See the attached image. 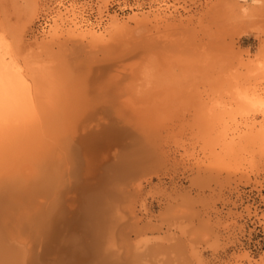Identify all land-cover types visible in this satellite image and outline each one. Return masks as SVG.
I'll list each match as a JSON object with an SVG mask.
<instances>
[{
	"label": "rangeland",
	"instance_id": "obj_1",
	"mask_svg": "<svg viewBox=\"0 0 264 264\" xmlns=\"http://www.w3.org/2000/svg\"><path fill=\"white\" fill-rule=\"evenodd\" d=\"M119 2L125 4L124 11L107 12L109 5ZM238 2L243 5V9L238 6ZM93 5L99 21L102 22L98 26L89 23L84 17L86 10ZM60 6L62 5L56 0H0V84L7 85L4 84L5 81L9 83V88L15 85L14 88L18 89L20 85L19 87L27 89V92L23 91V88L14 89L16 92H13L11 87L12 100L11 97L9 99L10 95L8 98L5 96L11 103L4 102L7 106L11 104L10 111L15 107L12 104H17L18 108L20 101H17L15 93L20 91L18 97L23 100L26 98L24 104L29 107H23L20 102V107L28 110L24 112L23 108H19L22 111L15 108L11 111L12 115H18L20 112L19 115L31 114L50 118L48 111L51 110L50 112H55L51 113L55 116L52 119L55 120L57 116L64 114V120L61 117L57 119L65 121L67 127L61 126L60 129L61 121L54 122L58 125L56 128L60 129L58 132L62 133L58 135V132H54L55 136L62 138L55 139L52 134L55 129L52 126L49 127L54 129H51L50 133L52 138L49 135L50 129L47 126H55L51 120L45 126L49 129V132L45 130L48 134H44L41 129V139H44V144H41L44 147L46 142V146L54 144L56 140L59 144L67 132L70 139L67 138L65 149L61 148L62 144L58 145L59 148L56 144L58 152L53 146L50 149L54 154L50 153L49 149L44 150V153L43 149L40 152L41 144H32L37 142V136L39 141L41 132H33L37 136L34 139L36 141L29 140L34 145L31 146L39 149L40 154L48 153L52 156L49 162L57 165H51V175H47L46 171L49 168V162L45 161L47 157L41 154L42 159L39 153H35L38 151H32L27 139V142L23 143L27 135L22 137V140L12 139L14 145L11 142L9 146L7 144L9 148L16 146L11 152L9 148L8 151L4 146L1 148L0 152L7 151L4 154L10 155L4 157L2 154L3 158L0 153V158L4 160L1 159L2 165L8 164L4 167L0 164L3 167H0V174L10 170L9 164L10 168L13 165L14 171L19 169L18 174L15 171L14 177L12 176L17 179L18 175L16 185L18 187L19 184V189L14 187L16 180L9 178L13 181L9 180L11 182L8 184L9 174L3 175L7 176L5 182L8 183L6 186L1 179L3 183H0V198H6V203H10L6 204V199L1 200L3 203L0 201V230L6 222L12 224L13 219L26 212L32 215L41 210L46 213L49 209L51 212L54 210L56 213L77 217L90 211L92 214L87 218L90 220L100 215L99 221L94 220L93 223L92 220L87 223L86 219L81 223L83 225H78L80 227H75L76 229L62 230L58 233L57 240H41L38 245L40 247L42 244L43 247L39 248L37 245L38 250L34 246L37 248L36 255L39 253L34 264H68L73 253L80 256V261L85 259L84 264H264V0H72L68 7ZM41 17H46L50 23L45 30L38 31L37 21ZM136 21L143 23L138 22L139 25H136ZM125 24L130 31L125 35L128 41L118 34L124 41L122 43L113 31L114 28ZM90 33L92 37L104 35L100 37L104 38V41L109 40L110 34H113L111 37H114L113 42L117 41L115 44H137L134 48L138 53L136 54L133 47V50H130L129 46H125L128 48L125 50L122 46L120 52H117V47L114 49L117 53L113 56L111 53L106 55V49L103 51L101 46L96 47L98 43L89 42ZM77 39L83 42V49L79 48L81 44ZM142 44L145 46H141ZM84 49L86 50L83 51ZM129 53L135 54L131 56ZM74 56L78 57L74 59L77 61L74 63L79 62L77 67L71 60ZM120 57H123L122 60ZM111 59L118 60L119 65L116 64L118 61L112 62ZM147 60L153 63L152 66ZM59 61L64 70L70 69L69 73L67 70V74L59 70ZM80 62L83 66L86 62L91 69L83 66L80 68ZM135 68L143 71L147 69L149 76L147 77L146 73L142 80L140 74L132 72ZM154 68L160 73L157 74L158 77ZM44 69L48 74L53 73L52 77L57 75V81L52 83L50 80L53 78H48L50 82L44 81L43 77H51L43 71ZM38 72L45 74L41 76ZM63 74L72 75L77 81L70 76L67 79L71 83H68V80L66 83L65 78L61 80ZM153 74L157 77L154 79L156 84L151 77ZM13 78L14 85L13 81L11 82ZM78 82L80 85L84 83L80 86ZM146 82H149V86H146ZM84 84L89 87L83 88ZM119 84L120 89L117 88ZM134 84L139 87L136 85L135 88ZM102 86H106V89ZM131 86L134 89H130ZM141 86L147 89L150 87L151 94L143 88L147 93H143V96L146 97L139 96ZM115 87L122 91L126 88L124 92L120 91L125 97H118L121 94L117 95L119 91L117 92ZM135 89L138 90L134 94ZM28 90L30 96H27ZM27 98L31 102L26 101ZM71 102H75L77 107ZM105 103H109V106ZM47 104L53 105L55 109L59 104L61 111L59 108H50ZM66 104L67 106L63 107ZM44 106L48 109L46 113L41 110ZM101 107L103 111L100 110ZM74 123L76 125H73ZM84 127L86 130L82 131ZM31 134L30 132L28 137ZM47 137L55 141L51 142ZM103 137L106 138L105 142ZM16 140L22 141V144ZM65 141L66 139H63V144ZM26 144L28 150L25 149ZM95 147L98 150H95ZM69 148L73 151L76 149V153L71 150L76 154H73V160L67 157V154H72L68 152ZM14 153L16 155H13ZM23 154L25 155L22 156ZM59 154L65 156L66 161ZM34 156L40 157L41 160ZM60 157L61 159H58ZM39 163L41 169L38 168ZM41 171L44 173H39ZM12 172L11 170L10 174ZM52 174L55 177L58 175V181L55 180L57 185L52 181L55 178L48 180ZM35 176L44 182L47 178L46 185L39 183ZM31 205L37 206L38 209L33 211L34 207ZM86 206L88 209H84ZM55 212L52 214H56ZM3 214L4 218L6 217L4 220ZM95 222L98 225H95ZM89 223H93L94 227L92 226L86 235L84 227L89 226ZM98 234L101 235L100 239ZM101 244L104 246H100ZM85 247L88 252L84 250ZM26 254L34 255L31 251Z\"/></svg>",
	"mask_w": 264,
	"mask_h": 264
},
{
	"label": "bare ground",
	"instance_id": "obj_2",
	"mask_svg": "<svg viewBox=\"0 0 264 264\" xmlns=\"http://www.w3.org/2000/svg\"><path fill=\"white\" fill-rule=\"evenodd\" d=\"M238 4H239V2H238ZM256 4H257V3H256ZM236 5H237V4H236ZM244 5H245V4H244ZM238 6H241V7H242L243 5H240V4H239ZM244 8H245V7H244ZM242 9H243V7H242ZM140 20H143V19H140ZM133 21H134V20H133ZM136 22H137L136 25H139V24H138L139 21H136ZM139 23H141V22H139ZM142 23H143V22H142ZM142 23H141V24H142ZM123 24H124V23H123ZM144 24H146V23H144ZM74 25H75V24H74ZM113 26H114V25H113ZM114 27H115V26H114ZM128 28H129V27H128ZM128 28L126 27V24H125V25H121V26H119V27L114 28V31H113V30H112V31H113V33H115L116 35L119 34L121 37L124 36L125 39L123 38V40H126V39H127V38H126V36H127L126 33H129V32H128V30H129ZM126 30H127V31H126ZM129 31H130V30H129ZM239 31H240V30H239ZM122 34H123V35H122ZM88 35L91 36V37H90L91 40H89L90 43H95V44L98 43V44L96 45V47L101 46L102 49H103V51H105L104 49H106V52L104 53V54H106V55H110L109 53H111L112 56H113V54H115V53H117V52H120V49H123L122 46L124 47L125 50L128 49V48L130 47V48H129L130 50H133V49H134V51H135V48H136V46H137V44H134V43H131V45L134 44V45H132V46H130V44H129V45H128L129 47H128L127 45H125V44H122V43H124V41L122 40V38H121L119 35H118V36L120 37V41L122 42V43L120 42V43L122 44L121 46L118 45V43L115 44V42H117V41H114V42H113L114 37H113V38L111 37L113 34H112V35L110 34V38L112 39V42H111V39H110V38H109V40H106V39H105V40L107 41V43H106V41H104V38H100V37H104V35H100V36L97 35L98 37H97V36L92 37V34H91V33L88 34ZM88 35H86V36H88ZM93 35H95V34H93ZM125 35H126V36H125ZM73 37H74V36H73ZM73 37H72V38H73ZM81 37H82V36H81ZM119 37H118V39H119ZM72 38H70V39H72ZM82 38H84V36H83ZM82 38H81V39H82ZM86 38H87V37H86ZM128 38H129V36H128ZM81 39H80V40H81ZM73 40H74V39H73ZM77 40H78V39H77ZM129 40H130V39H129ZM84 41H85V40H84ZM87 41H88V40H87ZM103 41H104V42H103ZM126 41H128V40H126ZM78 42H79V44H81L79 48H80V49H83V48H81V46L83 45V44H82L83 42H82V41L80 42L79 40H78ZM108 42H110V43H108ZM130 42H131V41H130ZM86 43H87V42H86ZM100 43H101V44L103 43V44H102L103 46H102V45H99ZM73 44H75V43H73ZM109 44H111V45L109 46ZM114 44H115L116 46H115ZM106 45H107V46H106ZM113 45H114V47H113ZM45 46H46V45H45ZM74 46H75V45H74ZM74 46H73L72 48H74ZM108 46H109V47H108ZM111 46H112V48H111ZM118 46H119V48H118ZM125 46H127L128 48H125ZM141 46H145V45L142 44ZM47 47H48V46H47ZM76 47H77V45H76ZM82 47H83V46H82ZM116 47H117V48H116ZM132 47H133V49H132ZM134 47H135V48H134ZM177 47H178V46H177ZM77 48H78V47H77ZM77 48H75V50H77ZM79 48H78V49H79ZM84 48H86V46H84ZM115 48L117 49V52L114 51ZM107 49H109L110 51L107 50ZM116 49H115V50H116ZM73 50H74V49H73ZM85 50H86V49H84L83 51H85ZM112 50H113L114 52H113ZM138 50L140 51V49H138ZM78 51H79V50H78ZM81 51H82V50H81ZM107 51H108V52H107ZM136 51H137V49H136ZM136 51H135V52H136ZM70 52H71V56H72L73 51L71 50ZM74 52H75V51H74ZM112 52H113V53H112ZM122 52H123V50H122ZM122 52H121V55H122ZM129 52H130V51H129ZM132 52H133V51H132ZM132 52H131V53H132ZM193 52H194V51H193ZM81 53H82V52H81ZM124 53H125V52H123V54H124ZM137 53H138V52H136V54H137ZM84 54H86V53H84ZM129 54H130V53H129ZM129 54H127V55H129ZM134 54H135V53H133L132 55L130 54V55L133 56ZM87 55H88V54H87ZM192 55H193V54H192ZM52 56H54V55H52ZM71 56H70V57H71ZM116 56H118V54H117ZM68 57H69V56H68ZM68 57H67V58H68ZM70 57H69V58H70ZM84 57H85V59H86V55H85ZM114 57H115V56H114ZM114 57H113V58H114ZM123 57H124V56H123ZM123 57H120V60H122L121 58H123ZM126 57H127V56H126ZM126 57H124V58H126ZM53 58H54V57H53ZM69 58H68V59H69ZM71 58H72V57H71ZM75 58L78 59V57H75V56H74L73 59H71L73 63L76 61V60L74 61ZM88 58H89V56H88ZM117 58H118V57H117ZM56 59H57V58H56ZM79 59H80V58H79ZM109 59H110V58H109ZM118 59H119V58H118ZM51 60H53V59H51ZM58 60H59V59H58ZM71 60H70V61H71ZM87 60H88V59H87ZM111 60H112V59H111ZM113 60H115V59H113ZM113 60H112V62H113ZM68 61H69V60H68ZM80 61H81V60H80ZM84 61H85V60H84ZM84 61H82V62H84ZM88 61H89V60H88ZM115 61H116V60H115ZM117 61H118V60H117ZM117 61H116V62H117ZM147 61H148V60H147ZM110 62H111V61H110ZM148 62H149V61H148ZM152 62H153V61H152ZM70 63H71V62H70ZM73 63H71V64L73 65ZM76 63H77V61H76ZM76 63H74V66H76V65L78 66L79 62H78V64H76ZM114 63H115V62H114ZM119 63H120V62L118 61V63H116V64L119 65ZM122 63H123V62H122ZM150 63H151V62H149L148 64H150ZM59 64H60V65H59V67H60L59 70L64 71L65 74L69 73L70 69L67 68V69L64 70V69L62 68L63 66L61 65L60 61H59ZM71 64H70V65H71ZM80 64H81V62H80ZM86 64H87L86 62L84 63V66L81 64V67H80V68H82V66L85 67V68H86V67H89V65L87 66ZM108 64H109V63H108ZM145 64H147V63H145ZM152 64H153V63H151L150 66H152ZM68 65H69V64H68ZM110 65H111V67L113 66V64H111V63H110ZM117 65H116V66H117ZM120 65H121V64H120ZM61 66H62V67H61ZM77 66H76V67H77ZM79 66H80V65H79ZM141 66H142V65H141ZM144 66H145V65H144ZM148 66H149V65H148ZM153 66H154V65H153ZM65 67H66V66H65ZM65 67H64V68H65ZM109 67H110V66H109ZM121 67H122V66H121ZM142 67H143V66H142ZM142 67H141V68H142ZM71 68H72V67H71ZM80 68H79V69H80ZM85 68H84V69H85ZM89 68L91 69V67H89ZM100 68H101V67H99V69H100ZM107 68H108V67H107ZM144 68H145V67H144ZM147 68H148V67H147ZM57 69H58V68H57ZM73 69H74V68H73ZM84 69H82V70H84ZM90 69H89V70H90ZM113 69H114V66H113ZM136 69H137V68L133 69L132 72H133V73H134V72H137V73H135V74H138V75L140 74V75L142 76V78H141L142 80H143V77H145V76L148 74L147 72H149V71H147V69L145 70L146 72L143 71L142 69H140L141 71H140V70H136ZM150 69L153 70L152 68H150ZM154 69H155V68H154ZM66 70H67V71L69 70V71L67 72ZM82 70H80V71H82ZM86 70H87V69H86ZM102 70H103V69H102ZM135 70H136V71H135ZM43 71L46 72V73L48 74V72L45 71V69H44ZM65 71H66L67 73H66ZM80 71H78V73H79ZM100 71H101V70H100ZM39 72H40V71H39ZM39 72H38V73H39ZM41 72H42V70H41ZM51 72H52V71H51ZM89 72H91V70H90ZM89 72H88V73H89ZM150 72H151V71H150ZM155 72H156V75H157V74H158L157 72H159V71H156V69H155L154 73H155ZM73 73H74V72H73ZM95 73H96V72H95ZM100 73H101V72H100ZM133 73H132V74H133ZM142 73L145 74V75L143 76ZM146 73H147V74H146ZM39 74H41V76H44V75H42V74H45V73H39ZM52 74H53V73H52ZM52 74L49 73L48 75H51V77H50V76L47 77V78L45 77L46 80H45L44 77H43V80H44V81H47V80H48V82L51 81L52 83L56 82L57 80L55 81V79L57 78V77H56L57 75H56V76L53 75V77H52ZM76 74H77V73H76ZM85 74H86V71H85ZM85 74H84V75H85ZM128 74H129V73H128ZM159 74H160V73H159ZM159 74H158V75H159ZM162 74H163V73H162ZM162 74H161V75H162ZM80 75H81V74H80ZM94 75H95V74H94ZM123 75H124V74H123ZM129 75H130V74H129ZM138 75H137V77H140V76H138ZM154 75H155V74H153V75L151 76V77H153V80H154L155 78L157 79V77H158V75H157V77H154ZM13 76L15 77V75H13ZM41 76H40V78L42 79ZM70 76H72V75H70ZM70 76H69V75L65 76V75L63 74V77H62L61 80H63V79L65 78L64 80H65L66 83H67V80H68V83H71V82L69 81V79H67V78H70ZM101 76H102V75H101ZM133 76H134V75H133ZM148 76H149V74L147 75V77H148ZM55 77H56V78H55ZM72 77H73V76H72ZM82 77H83V76H82ZM84 77H85V76H84ZM86 77H88V76H86ZM114 77H115V76H114ZM114 77H113V78H114ZM121 77H122V76H121ZM126 77H127V76H126ZM161 77H163V76H161ZM161 77H159V78H161ZM15 78H18V77L16 76ZM15 78L11 79V82L13 81V85H14V83H15V80H14ZM48 78H53V79H52L53 81L50 80V79H48ZM78 78H79V77H78ZM116 78H118V76H116ZM124 78H125V77H123V79H124ZM81 79H83V78H81ZM84 79H85V78H84ZM110 79H111V77H110ZM123 79H121V81H122ZM125 79H126V78H125ZM0 80H1V79H0ZM2 80H4V79H2ZM8 80H9V79H8ZM17 80H19V79H17ZM17 80H16V82H18ZM38 80H39V79H38ZM49 80H50V81H49ZM73 80H76V77H75V79H74V77H73ZM113 80H115V78H114ZM116 80L118 81L119 78L116 79ZM137 80H138V79H137ZM144 80H145V79H144ZM9 81H10V80H9ZM58 81H59V80H58ZM76 81H77V80H76ZM76 81H75V82H76ZM79 81H80V83L82 82L81 80H79ZM83 81H84V80H83ZM117 81H116V82H117ZM146 81H148V80H146ZM149 81H150V80H149ZM155 81H156V80H154V83H155ZM157 81H159V79H158ZM0 82H2V81H0ZM3 82H4V84H5V83H7V85L9 84L8 82H5V81H3ZM37 82H38V81H37ZM62 82H63V81H62ZM100 82H101V81H100ZM107 82L110 83V80H108ZM111 82H112V81H111ZM116 82H115V83H116ZM80 83L78 82L79 85H80ZM83 83H84V82H83ZM83 83H82V84H83ZM86 83H87V82H85V84H86ZM118 83H119V82H118ZM146 83H147L146 86H149V85H148L149 82H146ZM18 84H19V82H18ZM18 84H16V87L18 86ZM20 84L22 85V83H20ZM74 84H75V83H74ZM82 84H81V85H82ZM85 84H84L83 88L86 87ZM143 84H144V82H143ZM155 84H156V83H155ZM0 85L3 86V83H1ZM7 85L5 84L3 87H0V88H1V89H0V90H1V91H0V146H1V147H0V150H1V148L3 149V146H4V149L7 150V148H9V147H8V146H9V143H10V142L12 143V139H14V138H15V139H18V138H19V140H20V139L22 140V137H24V136H26V135H27V137H28V134H29L30 132H31L32 134H34L33 137H34V136H35V137H34V138H33V137L30 138V136H31L32 134L28 137L29 139H28L27 137H24L23 143L27 142V141L25 140V139H27V140H28V143L30 144V147L32 148V151H33V150L38 151V152H35V153H36V154L39 153V156H40L41 158H42V156H41L42 153L40 154V152H41L42 149H43V151H44V150L46 151V150L49 149V152H50V153H53V152H51L50 147L55 146V147H54V150L57 151L56 149H58L59 146H60L61 144H62V145H61V148L65 149V146H64V145H65L66 142H68V141H67V138H68V137H67L68 132H67V135H66L65 137L63 136V137H64L63 139H64V140L66 139V141L64 142V144H63V139H61V140L59 141V144H57V143H58V140H56V141L53 140V139L50 140V139H48V137H47V139H48L49 141L52 142V140H53V141H55V142H54V144H53V143L50 144L51 146H50V145H47V146H46V144H47V142H46V143H45V147H46V149H45V147H44V145H43V144H44V143H43L44 141L42 142V140H44V139H41V137H42V135H41V134H42L41 129H42V131H44V134H45L46 131H47V132L50 131V132H49V135H50V133H51V129H52V130L55 129V131H52V134H54V136H55V133H54V132H58V130H60L63 126H66V125H65L66 123L64 124L65 121L63 122V121L59 120V118L57 119V117H61V118H62V116H63L64 114L61 115V114L59 113L60 116H57L56 119L53 120L52 118H54L55 116L52 115L51 113H55V112H54V111L50 112V111H51L50 109H49L50 111H48V109H46L47 107L45 108V106H44L43 109H41L42 107H41L40 109H41L42 111H45V113L48 111V112L50 113V118H48L47 116H44V115H42V116H44L43 118H42V117H37L38 115H37V116H35V115L32 116L31 114H30V116H29V115H19L20 112L17 113L18 115H12V114H11V111H12V110H11V111L9 110V107L11 106V104H10L9 106L6 105V102H7L8 104H9V102H10V101L7 99L8 96H9L10 94L13 95V92H16V91H14V89H15V90H18L19 88H23V89H24L23 91H25V90H27V89L24 88V87H22V86L19 87L20 85L17 87L18 89H16V88H14V87H15V85H14V87L11 86V87L13 88V89H12L13 92H11V91H12V90L10 89L11 87L9 88L10 85H8V86H7ZM11 85H12V84H11ZM63 85H64V83H63ZM66 85H67V84H66ZM66 85H64V86H66ZM69 85H71V84H69ZM72 85H73V84H72ZM81 85H80V86H81ZM111 85H112V83H111ZM116 85L118 86V84H116ZM136 85H137V84H136ZM136 85L134 84L135 88L138 86V85H137V86H136ZM157 85H158V84H157ZM74 86H75V85H74ZM112 86H113V85H112ZM161 86H162V85H161ZM67 87H68V85H67ZM76 87H77V85H76ZM88 87H89V86H88ZM88 87H86V89H87ZM102 87H103V86H102ZM105 87H106V86H105ZM105 87H103V89H104ZM131 87H132V86H131ZM138 87H139V86H138ZM154 87H155V86H154ZM79 88H80V87H79ZM83 88H82V90H83ZM115 88H116V87H115ZM117 88L120 89V84H119V87H117ZM117 88H116L117 92L119 91V93H118L117 95H119V94H121L120 91H122V90H118ZM141 88H142V90L139 88V89H140V94H139V96H141V95L143 96V93H146V92H144V91H147V90H148V91H147V93H148L149 90H150V87H148L149 89H147V87H142V86H141ZM143 88H145L146 90H144ZM9 89H10V90H9ZM68 89H69V88H68ZM73 89H74V87H73ZM75 89H76V88H75ZM105 89H106V88H105ZM105 89H104V90H105ZM112 89H114V86H113ZM130 89H134V88L132 87V88H130ZM19 90H21V89H19ZM76 90H77V89H76ZM99 90H100V89H99ZM124 90H126V88L123 89L122 92H124ZM137 90H138V89L133 90V91H135V92H133V93H134V94L137 93V92H136ZM143 90H144V91H143ZM9 91H10L11 93H9ZM69 91H70V90H69ZM84 91H85V90H84ZM94 91H95V90H94ZM19 92H20V91H18V93H19ZM25 92H27V91H25ZM28 92H29V90H28ZM39 92H40V91H39ZM67 92H68V91H67ZM73 92H74V91H73ZM77 92H78V91H77ZM80 92L83 93V91H80ZM97 92H98V91H97ZM101 92H102V91H101ZM101 92H100V93H101ZM105 92H106V91H105ZM114 92H115V91H114ZM114 92H112L113 95L115 94ZM125 92H126V91H125ZM131 92H132V90H131ZM138 92H139V91H138ZM152 92H153V91H152ZM155 92H156V91H155ZM18 93H15L16 96H17L16 99H18L17 101H20L21 103H23V104H21L22 106H23V105H24V106L26 105V107H29V106H27V104H24L26 98L23 100L22 98L18 97V96H19ZM23 93H24V92H23ZM53 93H54V92H53ZM68 93H69V92H68ZM71 93H72V92H71ZM71 93H70V94H71ZM82 93H81V94H82ZM85 93H87V92L85 91ZM102 93H103V92H102ZM141 93H142V94H141ZM147 93H146V94H147ZM149 93L151 94V92H149ZM19 94H21V92H20ZM36 94H37V93H36ZM36 94H35V95H36ZM55 94H56V93H55ZM74 94H75V93H74ZM74 94H72V95H74ZM78 94H79V93H78ZM83 94H84V93H83ZM83 94H82V95H83ZM96 94H97V93H96ZM122 94L124 95V93H122ZM122 94H121V96L119 95L118 97H120V98L125 97V95L123 96ZM125 94H126V93H125ZM22 95H23V94H22ZM25 95H26V94H25ZM50 95H51V94H50ZM82 95H81V96H82ZM87 95H88V94H87ZM89 95H90V94H89ZM99 95H100V94H99ZM115 95H116V94H115ZM115 95H114V96H115ZM117 95H116V96H117ZM153 95H154V94H153ZM5 96H7V98H6ZM27 96H30V92L28 93ZM38 96H39V95H38ZM103 96H104V95H103ZM116 96H115V97H116ZM130 96H131V95H130ZM156 96H158V95H156ZM159 96H160V95H159ZM10 97H11V100H12V96H11V95L9 96V99H10ZM84 97H85V96H84ZM84 97H83V98H84ZM88 97L90 98V96H88ZM101 97H102V95H101ZM104 97H106V99H108L107 96H104ZM111 97H112V96H111ZM135 97H136V96H135ZM137 97H138V96H137ZM143 97L145 98L146 96H143ZM154 97H155V96H154ZM154 97H153V98H154ZM4 98H6L7 100H6V99L4 100ZM23 98H24V97H23ZM71 98H72V97H70V99H71ZM74 98H75V97H74ZM83 98H82V99H83ZM102 98H103V97H102ZM112 98H113V97H112ZM131 98H132V97H131ZM138 98H139V97H138ZM140 98H141V97H140ZM140 98H139V99H140ZM19 99H20V100H19ZM21 99H22L23 102L21 101ZM30 99H31V98H30ZM72 99H73V98H72ZM77 99H78V98H77ZM86 99H87V98H86ZM97 99H98V98H97ZM99 99H101V98H99ZM103 99H104V98H103ZM103 99H102V100H103ZM106 99L104 100L105 102H107ZM141 99H142V98H141ZM67 100H68V98H67ZM74 100H75V99H74ZM102 100H100V101H102ZM133 100H134V98H133ZM147 100H149V99H148V96H147ZM150 100H151V99H150ZM154 100H155V99H154ZM4 101H6V102H4ZM13 101H15V100L13 99ZM26 101L29 102L30 100H28V98H27ZM62 101H63V100H62ZM83 101H84V100H83ZM83 101H82V102H83ZM118 101H119V100H118ZM118 101H117V102H118ZM151 101H152V100H151ZM15 102H16V101H15ZM15 102H14V103H15ZM20 102H18V106H17L18 108H16V105H17V104H16V105L12 104L13 107L15 106L14 109L16 108L17 110H21V111H22V109H19V108H23L24 106H23V107H20V106H21V105H20ZM30 102H31V101H30ZM63 102H64V101H63ZM97 102H98V101H97ZM102 102H103V101H102ZM108 102H109V101H108ZM120 102H121V101H120ZM138 102H139V101H138ZM142 102H143V101H142ZM148 102H149V101H147V104H148ZM10 103H11V102H10ZM12 103H13V102H12ZM16 103H17V102H16ZM71 103H72V102H71ZM87 103H89V102H87ZM93 103H94V102H93ZM110 103H111V101H110ZM132 103H134V102H132ZM140 103H141V100H140ZM143 103H144V102H143ZM170 103H171V102H170ZM36 104H37V103H36ZM59 104L61 105V103H59ZM59 104H58V107H56L57 109L59 108L58 110L61 109V107H60ZM72 104L75 105V102H73ZM78 104H79V103H78ZM89 104H90V103H89ZM95 104H96V103H95ZM95 104H94V105H95ZM101 104H102V103H101ZM127 104H129V103H127ZM130 104H131V103H130ZM135 104H136V102H135ZM137 104H138V103H137ZM152 104H153V103H152ZM40 105H41V104H40ZM55 105H56V104H55ZM68 105H69V104H68ZM83 105H84V103H83ZM91 105H92V104H91ZM98 105H99V104H98ZM105 105H106V106H109V103H108V104L105 103ZM105 105H103V106H105ZM112 105H113V103H112ZM112 105H111V106H112ZM125 105H126V104H125ZM131 105H132V104H131ZM131 105H130V106H131ZM138 105H139V104H138ZM6 106H7L8 109L6 108ZM42 106H43V105H42ZM47 106L50 107V108H54V109H55V107H54L53 105H52L53 107H52L51 105H48V104H47ZM64 106H67V104H66V105H63V107H64ZM69 106L71 107V105H69ZM69 106H68V107H69ZM72 106H73V105H72ZM85 106H86V105H85ZM96 106H97V104H96ZM100 106H101V105H100ZM115 106H116V105H115ZM115 106H114V108H115ZM135 106H136V105H135ZM135 106H134V107H135ZM147 106H148V105H147ZM147 106H146V107H147ZM32 107H33V106H32ZM34 107H35V106H34ZM73 107H74V106H73ZM75 107H77V106L75 105ZM92 107H93V106H91V109H92ZM134 107H133V108H134ZM44 108H45V110H44ZM102 108H103V107H101L100 110H102ZM128 108H129V107H128ZM128 108H127V109H128ZM133 108H132V109H133ZM156 108H157V107H156ZM165 108H166V107H165ZM14 109H13V111H14ZM25 109H26V110H25ZM25 109L23 108L24 112H26V111L28 110L27 108H25ZM57 109H55V110H57ZM72 109H73V108H72ZM84 109H85V108H84ZM107 109H108V107H107ZM109 109H110V108H109ZM111 109H112V108H111ZM129 109H130V108H129ZM129 109H128V110H129ZM142 109H143V108H142ZM144 109H145V108H144ZM147 109H148V108H147ZM34 110H35V108H34ZM34 110H32V111H34ZM46 110H47V111H46ZM130 110H131V109H130ZM135 110H136V109H135ZM149 110H150V106H149ZM152 110H153V109H152ZM13 111H12V112H13ZM60 111H61V110H60ZM60 111H56V112H60ZM77 111H78V110H77ZM102 111H103V110H102ZM8 112H10L11 115H9ZM16 112H17V111H15L14 114H16ZM37 112H38V111H37ZM67 112H68V111H67ZM70 112H71V111H70ZM29 113H30V112H29ZM29 113H27V114H29ZM42 113H43V112H42ZM21 114H22V113H21ZM32 114H33V112H32ZM37 114H40V113H37ZM67 114H68V113H67ZM79 114H80V113H79ZM45 115H46V114H45ZM51 115H52L53 117H52ZM75 115H76V114H75ZM131 115H133V114H131ZM138 115H140V114H138ZM144 115H145V114H144ZM151 115H152V114H151ZM39 116H41V115H39ZM63 117L65 118V116H63ZM68 117H69V115H68ZM68 117H67V118H68ZM148 117H149V116H148ZM163 117H164V116H163ZM131 118H132V117H131ZM87 119H88V118H87ZM129 119H130V118H129ZM139 119H140V118H139ZM50 120H51V122L53 121V123H54L56 120H57V121H56L57 123H59V122L61 121V122H60V126H59L60 129H59L58 127H57L58 129L56 128V126H58V125H55V123H54L55 126H53V125H49V126H47L48 128H49L50 126H52V127H54V129H53V128H51V129L49 128V129H50V130H49L47 127L45 128V126L48 125V123H50ZM58 120H59V121H58ZM62 120H64V119L62 118ZM70 120H71V119H70ZM72 120H73V119H72ZM135 120H136V119H135ZM135 120H134V121H135ZM140 120H141V119H140ZM75 121H76V120H75ZM69 122H70V121H69ZM61 123H63L64 125H62ZM136 123H138V122H136ZM67 124H68V122H67ZM133 124H135V123H133ZM141 124H143V123H141ZM69 125H70V124H69ZM71 125H72V124H71ZM73 125H76V123H74ZM101 125H102V124H101ZM138 125H139V124H138ZM61 126H62V127H61ZM95 126H96V125H95ZM107 126H108V125H107ZM135 126H136V125H135ZM142 126L144 127V125H142ZM66 127H67V126H66ZM68 127H69V126H68ZM71 127H72V126H71ZM86 127H87V126H86ZM86 127H84V130H82V131H85V130H86V129H85ZM100 127H101V126H100ZM103 128H104V126H103ZM107 128H109V127H107ZM47 129H48L49 131H48ZM56 129H57V131H56ZM68 129H69V128H68ZM105 129H106V127H105ZM109 129H110V128H109ZM45 130H46V131H45ZM73 130H74V129H73ZM106 130H108V129H106ZM111 130H112V128H111ZM142 130H143V128H142ZM62 131H63V129H62ZM62 131H61V132H62ZM68 131H69V130H68ZM147 131H148V130H147ZM147 131H146V132H147ZM33 132H37V133H38V132H39V133L41 132V133L39 134V135H41V136L39 137V138H40L39 141H38V136L35 135V133H33ZM47 132H46V134H48ZM101 132H102V129H101ZM111 132H112V131H111ZM111 132H110V133H111ZM114 132H116V131L114 130ZM144 132H145V131H144ZM59 133H60V132H58V133H56V134L59 135ZM82 133H83V132H82ZM52 134L50 135L51 138H52V136H53ZM49 135H48V136H49ZM60 135H62V133H60ZM63 135H64V134H63ZM95 135H96V134H95ZM95 135H94V136H95ZM106 135H107V134H106ZM155 135H156V134H155ZM36 136H37V139H36L37 142L35 143V142H33V140L36 138ZM97 136H99V135H97ZM104 136H105V135H104ZM20 137H21V138H20ZM43 137L46 138L45 136H43ZM55 137H56L55 139H57V137H58L59 139L62 138V137H59V136H57V135H56ZM71 137H72V136H71ZM73 137H74V135H73ZM95 137H96V136H95ZM105 137H106V136H105ZM112 137H113V136H112ZM83 138H84V137H83ZM88 138H89V137H88ZM98 138H99V137H98ZM103 138H104V137H103ZM108 138H109V136H108ZM115 138H116V136H115ZM150 138H151V137H150ZM150 138H148V139H150ZM15 139H14V140H15ZM31 139H33V140H32V142H33L32 144H37V143H38V145H40L41 143H43V144H41V145H43L42 148H41V145H40V148H39V149H40V152H39V149H34L35 147H34V148L32 147V146H34V145L31 144V142H30ZM68 139H69V138H68ZM94 139H97V138H94ZM105 139H106V138H104V140H103L104 142H105ZM29 140H30V141H29ZM36 140H34V141H36ZM69 140H70V139H69ZM71 140H72V139H71ZM77 140H79V139H77ZM88 140H89V139H88ZM99 140H100V138L98 139V141H99ZM24 141H25V142H24ZM40 141H41V142H40ZM49 141H48V142H49ZM94 141H95V140H94ZM146 141H147V140H146ZM16 142H17V143H19V142L21 143L22 141H17V140H16ZM39 142H40V143H39ZM51 142H50V143H51ZM85 142H86V141H85ZM117 142H118V141H117ZM94 143H95V142H94ZM96 143H97V141H96ZM98 143H99V142H98ZM98 143H97V144H98ZM7 144H8V146H7ZM12 144H13V143H12ZM21 144H22V143H21ZM56 144H57V146L59 145L58 148H56V147H57ZM88 144H89V143H88ZM5 145H6V148H5ZM13 145H14V144H13ZM17 145H18V144H17ZM31 145H32V146H31ZM66 145H67V144H66ZM19 146H20V145H19ZM21 146H25V145H21ZM48 146H49V147H48ZM89 146H90V145H89ZM11 147H12V148H9V149H10V150H9L10 152H11L12 150L16 149V146H14V147L11 146ZM27 147H28V144H26L25 149H27ZM36 147H38V146H36ZM71 147H72V146H71ZM87 147H88V146H87ZM97 147H98V146H97ZM99 147H100V146H99ZM136 147H137V146H136ZM17 148H18V147H17ZM74 148H75V146H74ZM91 148H92V147H91ZM95 148H96V147H95ZM112 148H113V147H112ZM11 149H12V150H11ZM28 149H29V148H28ZM28 149H27V150H28ZM88 149H89V148H88ZM109 149H110V148H109ZM27 150H26V151H27ZM69 150H70V151H69ZM71 150H72V149L69 148V149H68V152L72 153V152H75V151H76V149H74V151L72 150V152H71ZM95 150H98V149L96 148ZM7 151H8V150H7ZM7 151H5L4 153H6ZM15 151H17V150H15ZM21 151H23V150L21 149ZM45 151H44V153H45ZM58 151H59V149H58ZM58 151H57V152H58ZM17 152H18V151H17ZM47 152H48V151H47ZM57 152H55V153H57ZM78 152H79V151H78ZM87 152H88V151H87ZM0 153H1V156H2V157H3V155H4V157H6L5 155H7V156L10 155V153H8V154H4L3 151H1ZM19 153H20V151H19ZM44 153H43L42 155H44V157H45V156L47 157V158L45 157V158H46L45 161H46V162H49V160L52 159V156L48 155V153H47V154H44ZM75 153H76V152H75ZM89 153H90V152H89ZM126 153H127V152H126ZM134 153H135V152H134ZM2 154H3V155H2ZM32 154H33V153H32ZM53 154H54V153H53ZM73 154H74V153H72L71 155H70V154H67V155H68L67 157H69L70 159L72 158V160H73V159H75L74 156L76 155V154H74V156H73ZM79 154H80V153H79ZM100 154H101V153H100ZM13 155H16V153H14ZM19 155H20V154H19ZM24 155H25V154H23L22 156H24ZM47 155H48V156H47ZM59 155L63 157V155H61V154H59ZM90 155H91V154H90ZM102 155H103V154H102ZM1 156H0V157H1ZM37 156H38V155H37ZM37 156H34V157L37 158ZM49 156H50V157H49ZM70 156H72V157H70ZM92 156H93V154H92ZM4 157H3V158H4ZM17 157H18V155L16 156V158H17ZM20 157H21V156H20ZM26 157H27V156H26ZM28 157L31 158V156H28ZM40 157H39V158H40ZM73 157H74V158H73ZM142 157H143V156H142ZM3 158H0V162L3 160ZM10 158H11V156H10ZM18 158H19V157H18ZM18 158H17V159H18ZM36 158H35V159H36ZM39 158H37V159H38V160H41V158H40V159H39ZM48 158H49V159H48ZM69 158H68V159H69ZM96 158H97V157H95V159H96ZM1 159H2V160H1ZM17 159H15V160H17ZM42 159H43V158H42ZM55 159H56V158H55ZM58 159H61V157L58 158ZM63 159H64V161H66L65 156L63 157ZM68 159H67V161L70 160V159H69V160H68ZM77 159H78V158H77ZM90 159H91V158H90ZM93 159H94V158H93ZM124 159H125V158H124ZM86 160H87V159H86ZM120 160H121V159H120ZM3 161H4V160H3ZM3 161L0 163L1 165L3 164ZM28 161H29V160H27V162H28ZM31 161H32V160H31ZM70 161H71V160H70ZM75 161H76V160H75ZM92 161H93V160H92ZM50 162H51V161H50ZM50 162L47 164V166L49 167V168H47V170H46V171H47V175H51V174H50V171H52L51 169H53V167L56 165L54 162H53L54 164H53V163H50ZM7 163H8V162H7ZM28 163H29V162H28ZM36 163H38V161H36ZM40 163H41V162H40ZM40 163L38 164V165H39L38 168H40ZM129 163H130V162H129ZM5 164H6V163H5ZM32 164H33V161H32ZM52 164H53V167L51 166ZM120 164H121V163H120ZM135 164H136V163H135ZM7 165H8V164H6V165H4V166H7ZM9 165H10V167H11V164H9ZM15 165H16V164H15ZM15 165H14V166H15ZM33 165H34V164H33ZM33 165H32V166H33ZM2 166H3V165H2ZM4 166H3V167H4ZM16 166H17V165H16ZM16 166H15V167H16ZM34 166L37 167V165H34ZM41 166H43V164H42ZM50 166H51L52 168H51ZM56 166H57V165H56ZM58 166H59V165H58ZM0 167H1V166H0ZM3 167H1V168H3ZM8 167H9V166H8ZM10 167L8 168V169H10V170H6L7 173L5 172V174H4V173L2 172V174H0V175H1V177H0V183H1V182L3 183L2 180H4V183H5V185H6L8 182H9L8 184H10L11 181L16 180V181H14V183H15V185H16V182L19 180V177H18V175H16L17 179H16V178L13 179V177H14L13 173H14L15 171H17V174H18V170H19V169H17V170L14 171V170L12 169V168H13V165H12V168H10ZM15 167H14V168H15ZM44 167H46V166H44ZM17 168H18V166H17ZM41 168H42V167H41ZM41 168H40V169H41ZM68 168H69V167H68ZM73 168H74V167H73ZM5 169H6V167H5ZM21 169H22V168L20 167V170H21ZM11 170L13 171L12 174H10V173H11ZM48 170H49V171H48ZM74 170H75V169H74ZM76 170H78V169H76ZM37 171H38V169H37ZM55 171H56V170H55ZM22 172H23V170H22ZM44 172H45V169H44ZM44 172L41 171V172H39V173H44ZM19 173H20V172H19ZM37 173H38V172H37ZM37 173H36L35 175L38 176ZM7 174H9L10 177L7 178V179H8V182H7V181L5 182V179H6V177L8 176ZM45 174H46V172H45ZM3 175H7V176L5 177V176H3ZM52 175L54 176V174H52ZM12 176H13V177H12ZM39 176H40L41 178H43V176H41L40 174H39ZM53 176H52V177L50 176V178H49L48 180H50L51 178H52V179L55 178L54 180H52V181L55 183L56 181H58V180H56V178L58 177V175H57V177H55V176L53 177ZM62 176H63V175H62ZM2 177H3V178H2ZM4 177H5V178H4ZM24 177H25V176H24ZM40 177H37V178H36V176H35L36 180L38 179L39 183H42V184L45 183L44 185H46V180H47V178L44 179V180H45V182H44L43 179L41 180ZM9 178H11V179H13V180H11V179H9ZM1 179H2V180H1ZM20 179H21V178H20ZM69 179H70V178H69ZM108 179H109V178H108ZM9 180H11V181H9ZM55 180H56V181H55ZM59 180H60V179H59ZM65 180H66V179H65ZM40 181H42V182H40ZM62 181H63V180H62ZM49 182L51 183V181H49ZM53 182H52V184H53ZM67 182H68V181H67ZM2 183H1V184H2ZM21 183L23 184L24 182H20V184H21ZM39 183H38V184H39ZM62 183H63V182H62ZM65 183H66V182H65ZM1 184H0V186H1ZM25 184H26V182H25ZM68 184H69V183H68ZM39 185H40V184H39ZM47 185H48V184H47ZM55 185H57V184L55 183ZM58 185H59V184H58ZM3 186H4V184H3ZM6 186H7V185H6ZM13 186H14V185H13ZM13 186H12V187H13ZM22 186H23V185H22ZM59 186H60V185H59ZM1 187H2V186H1ZM14 187H15V189H16V188L19 189V184H18V187H17V185L14 186ZM35 187H36V186H35ZM70 187H71V186H70ZM9 188H11V186H10ZM20 188H21V187H20ZM22 188H24V186H23ZM36 188H37V187H36ZM60 188H61V187H60ZM0 189H1V188H0ZM6 189H8V188L6 187ZM13 190H14V189H13ZM3 191H4V190H3ZM18 191H19V190H18ZM36 191H38V190H36ZM36 191H35V192H36ZM41 191H42V190H41ZM46 191H47V190H46ZM67 191H68V190H67ZM12 194H13V193H12ZM30 194H31V193H30ZM38 194H39V193H38ZM43 194H44V193H43ZM49 195H50V194H49V192H48V198H50ZM51 195H52V197H53V193H52ZM55 195H56V194H55ZM16 197H17V196H16ZM20 197H21V196H20ZM35 197H36V195H35ZM52 197H51V198H52ZM56 197H58V196L56 195ZM85 197H86V196H85ZM21 198H22V197H21ZM21 198H19V201H21ZM25 198H26V197H25ZM27 198H28V197H27ZM38 198H39V197H38ZM59 198H60V197H59ZM5 199H6V198H5ZM5 199H4V200H5ZM9 199H10V198H9ZM14 199H15V198H14ZM93 199H95V198H93ZM1 200L4 201L3 199L0 198V201H1ZM17 200H18V199H17ZM25 200H26V199H25ZM40 200H41V199H40ZM53 200H54V199H53ZM53 200H50V201H53ZM2 201H1V202H2ZM6 201H7V199L5 200V203H6ZM19 201H18V202H19ZM56 201H58V199H57ZM90 201H91V200H90ZM12 202H13V200H12ZM16 202H17V201H16ZM27 202H28V201H27ZM93 202H94V201H93ZM2 203H3V202H2ZM8 203H10V202H8ZM8 203H6V204H8ZM22 203H23V202H22ZM28 203H29V202H28ZM28 203H27V205H28ZM88 203H89V202H88ZM88 203H87V204H88ZM12 204H13V203H12ZM35 204H36V203H35ZM87 204H86V205H87ZM8 205H9V204H8ZM36 205H37V204H36ZM94 205H95V204H94ZM96 205H97V204H96ZM109 205H110V204H109ZM1 206H2V205H1ZM19 206H20V205H19ZM31 206H32V205H31ZM84 206H85V205H84ZM10 207H11V206H10ZM16 207H17V206H16ZM21 207H22V205H21ZM29 207H30V206H29ZM33 207H34V210H33V211H36L35 208H37V206H32V208H33ZM50 207H51V206H50ZM50 207H49V208H50ZM63 207H64V206H63ZM87 207H88V206H86L84 209H88ZM89 207H90V206H89ZM11 208H12V207H11ZM11 208H10V209H11ZM18 208H19V207H18ZM40 208H41V207H40ZM82 208H83V207H82ZM10 209H9V210H10ZM13 209H14V208H13ZM37 209H38V208H37ZM50 209H51V208H50ZM2 210H3V209H2ZM4 210H5V209H4ZM52 210H53V208H52ZM71 210H72V209H71ZM90 210H91V209H90ZM92 210H93V209H92ZM11 211H12V210H11ZM20 211H21V210H20ZM25 211H26V210H25ZM37 211H38V210H37ZM41 211H42V210H41ZM41 211H39V213H38V212H34L35 214H32V215H30V214H31L30 212H28V214H27V212H26V214H25V213H22V212H23V211H22V212H21L22 214H21V213H18V214H21V215H22V216L19 215L20 218H19V216H18V217H16L15 219L12 220V221H14V223L12 222V224H11V222H10V223L8 224V223L6 222V224H4V225H5L4 228L0 230V264H34V262L37 261L36 256L39 254V253H38V254L36 255V253H37V252H36V249L39 247L38 244H39V242H41V240L53 241L55 238H56V240H57V239H58V238H57L58 233L62 232V230H64V229L67 230V229H68V230L70 231V230L74 229L75 227H80V226H82L83 224H81V223H83L84 220H86V219H87V220H86L87 223H88L89 221H92V220H93V223H94V220L99 221L98 218H100V217H99L100 215H99L97 218L94 217L93 219H90V220H89V217L87 218V216H89L90 214H92V212L89 213L90 211H88V210H87L88 212H87V211H86V212L89 213V214H87V213H83L81 216H77V217H76V216L74 217V216L69 215V214H68V215H67V214H63V213H61V212H57V213H56L54 210L51 212L49 209H48L49 212L47 211L48 213H47V212H46V213H43V212H45V211H43V212H41ZM56 211H57V210H56ZM58 211H59V210H58ZM83 211L85 212V210H83ZM40 212H41V213H40ZM50 212H51V213H50ZM54 212H55L56 214H52V213H54ZM96 212H97V211H96ZM58 213H59V214H58ZM60 213H61V214H60ZM81 213H82V212H81ZM0 214H1V213H0ZM5 214H6V210H5ZM23 214H25V216H23ZM94 214H95V213H94ZM98 214H100V213L98 212ZM114 214H115V213H114ZM95 215H96V214H95ZM116 215H117V214H116ZM0 216H2V215H0ZM90 216H91V215H90ZM81 217H82V218H81ZM103 217H104V216H103ZM0 218H1V217H0ZM17 218H18V219H17ZM90 218H91V217H90ZM111 218H112V217H111ZM4 219H6V217L4 218V214H3V220H4ZM8 219H9V218H8ZM8 219H7V220H8ZM16 219H17V220H16ZM108 219H109V218H108ZM115 220H116V219H115ZM102 222H103V221H102ZM4 223H5V222H4ZM93 223H92V224H93ZM100 223H101V222H100ZM110 223H111V222H110ZM112 223H113V222H112ZM115 223H116V222H115ZM7 224H8V225H7ZM92 224L90 225V223H89V226L86 225V226L84 227V232H85V234H86L87 232H88V233L90 232V229H91V227L93 226ZM96 224L98 225V223L95 222V225H96ZM102 224H103V223H102ZM78 225H80V226H78ZM116 226H118V225H116ZM93 227H94V226H93ZM93 227H92V228H93ZM102 227H103V226H102ZM102 227H100V228H101V229H104V228H102ZM110 228H111V227H110ZM75 229H76V228H75ZM101 229H100V230H101ZM105 229H106V228H105ZM98 230H99V228H98ZM100 230H99V231H100ZM110 231H111V230H110ZM79 232H80V231H79ZM102 232H103V231H102ZM117 232H118V231H117ZM94 234H95V231H94ZM99 234H100V232H99ZM99 234H98V236H99ZM81 235H82V234H81ZM86 235H87V234H86ZM106 235H107V234H106ZM109 235H110V234H109ZM114 235H116V234H114ZM119 235H120V234H119ZM93 236H94V235H93ZM100 236H101V235H100ZM100 236H99V239H100ZM107 236H108V235H107ZM110 236H111V235H110ZM90 237H91V236H90ZM105 237H106V236H105ZM121 237H122V236H121ZM67 238H68V237H67ZM101 238H102V237H101ZM106 238H107V237H106ZM112 238H113V237H112ZM62 239H63V237H62ZM91 239H92V238H91ZM93 239L95 240V236H94ZM94 240H93V241H94ZM96 240H98V238H97ZM114 240H115V239H114ZM125 240H126V238H125ZM59 241H60V240H59ZM63 241H64V239H63ZM93 241H92V242H93ZM106 241H107V240H106ZM120 241H121V240H120ZM126 241H127V240H126ZM69 242H70V241H69ZM71 242H73V241H71ZM65 243H68V242H65ZM82 243H83V242H82ZM29 244H30V245H29ZM60 244H61V241H60ZM92 244H93V243H92ZM94 244H95V243H94ZM97 244H98V243H97ZM102 244H103V243H102ZM102 244H101L100 246H104V245H102ZM110 244H113V243H110ZM122 244H123V243H122ZM127 244H128V243H127ZM37 245H38V247H37ZM113 245H114V244H113ZM28 246H29V247H28ZM34 246L37 247V248H35ZM41 246H42V244L40 245V247H41ZM95 246H96V245H95ZM100 246H99V247H100ZM109 246H110V245H108V247H109ZM114 246H115V245H114ZM114 246H112V247H114ZM40 247H39V248H40ZM42 247H43V246H42ZM46 247H47V246H46ZM48 247H49V246H48ZM58 247H59V246H58ZM30 248H31V249L33 248V249H32V250H33V253H32V250H31ZM34 248H35V249H34ZM39 248H38V250H39ZM55 248H56V246H55ZM90 248H91V247H90ZM105 248H106V251H107V247H106V246H105ZM25 249H27V250H25ZM94 249H96V248H94ZM108 249L110 250V248H108ZM112 249H113V248H112ZM112 249H111V251H113ZM136 249L138 250V248H136ZM142 249H143V248H142ZM38 250H37V251H38ZM79 250H80V249H79ZM84 250L88 252V248L86 249V247H85ZM114 250H115V249H114ZM133 250H134V249H133ZM27 251H29V252L31 251V254H34V255H28V254H26ZM70 251H71V250H70ZM89 251H90V250H89ZM138 251H139V250H138ZM144 251H145V250H144ZM149 251H150V250H149ZM115 252H116V251H115ZM145 252H147V251H145ZM82 253H83V252H82ZM82 253H80V254H82ZM100 253H101V252H100ZM29 254H30V253H29ZM75 254H76V253H75ZM75 254L73 253L72 255H70L69 263H68V264H84L85 259H83L82 261H80V259H79L80 256H79V255H75ZM84 254H85V253H84ZM92 254H93V253H92ZM96 254H97V253H96ZM101 254H102V253H101ZM105 254H106V253H105ZM108 254H109V253H108ZM111 254H112V252H111ZM135 254H136V253H135ZM153 254H154V253H153ZM74 255H75V256H74ZM82 255H83V254H82ZM89 255H90V254H89ZM136 255H137V254H136ZM32 256H33V257H32ZM92 256H93V255H92ZM112 256H114V255L112 254ZM145 256H146V253H145ZM147 256H148V255H147ZM34 257H35V258H34ZM41 257H42V256H41ZM90 257H91V256H90ZM118 257H119V256H118ZM133 257H134V256H133ZM83 258H86V257H83ZM93 258H94V257H93ZM96 258H97V257H96ZM100 258H101V257H100ZM144 258H145V257H144ZM144 258H143V259H144ZM149 258H150V257H149ZM151 258H153V257L151 256ZM145 259L147 260V258H145ZM145 259H144V260H145ZM33 260H34V261H33ZM92 260H93V259H92ZM96 260H99V259H96ZM131 260H132V258H131ZM179 260H180V259H179ZM83 261H84V262H83ZM102 261H103V260H102ZM116 262H117V261H116ZM36 263L38 264V262H36ZM88 263H89V262H88ZM155 263H156V262H155ZM155 263H154V264H155ZM124 264H125V263H124ZM126 264H127V263H126Z\"/></svg>",
	"mask_w": 264,
	"mask_h": 264
},
{
	"label": "built area",
	"instance_id": "obj_3",
	"mask_svg": "<svg viewBox=\"0 0 264 264\" xmlns=\"http://www.w3.org/2000/svg\"><path fill=\"white\" fill-rule=\"evenodd\" d=\"M72 0H56L57 3H60L62 6H60V8L62 7H68L70 2ZM77 1H86L89 2V0H77ZM93 2V0H92ZM125 8V4H123L122 2L119 3H113L111 5H109L107 12L108 13H120L121 11H124ZM86 20L93 24L94 26H98L101 25L102 22L99 21V18L96 15V10H95V5L91 6L89 9L86 10L85 16ZM104 20V18H103ZM49 21L46 17H41L38 21H37V30L38 31H42L45 30L47 28V26L49 25Z\"/></svg>",
	"mask_w": 264,
	"mask_h": 264
}]
</instances>
